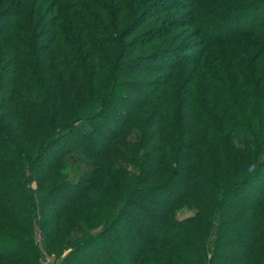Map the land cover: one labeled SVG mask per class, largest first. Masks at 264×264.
Masks as SVG:
<instances>
[{"label":"trees","instance_id":"trees-1","mask_svg":"<svg viewBox=\"0 0 264 264\" xmlns=\"http://www.w3.org/2000/svg\"><path fill=\"white\" fill-rule=\"evenodd\" d=\"M173 3L0 0V264H264V0Z\"/></svg>","mask_w":264,"mask_h":264},{"label":"rangeland","instance_id":"rangeland-1","mask_svg":"<svg viewBox=\"0 0 264 264\" xmlns=\"http://www.w3.org/2000/svg\"><path fill=\"white\" fill-rule=\"evenodd\" d=\"M175 1H179V3L182 4V6H186L184 7V9H181V10H170V11H167L165 12L164 15H156L154 18H156V21L159 22V20L161 21V23L163 22L162 20L167 18V16H170L172 18H175L176 20H181V19H184L182 22H181V27L178 28V31L176 32V30L172 32L173 35H175L173 37L174 40V43H169L168 45L171 46L173 44H176V46H185L187 45V48H185V50H187L189 52V55H196L197 54V49L199 47V39L201 37H199V35L197 34V28L193 27L190 22H192V20H189V14L188 12L190 11V7L188 6V4L190 3L191 0H167V2L171 3V4H174L173 2ZM250 9V10H248ZM247 11H248V14H247V17L244 18L243 21L245 20H251L252 16L255 17V19H261V14L260 12H258V6L257 4L254 3V5L250 6L247 8ZM259 11H263L264 12V6L262 5V8L259 9ZM256 14V16H255ZM187 20V21H186ZM216 22V21H214ZM160 24V23H159ZM228 34L230 33V31L227 32ZM133 38V37H132ZM144 51L143 50H140L139 51H136L134 53L135 56H138L140 53H143ZM141 56V55H140ZM140 67V66H139ZM142 69V68H141ZM140 80H144L145 77H141L139 76ZM130 78V76L128 77ZM120 90V93L119 94H128V93H131L132 96H134V93L131 92V89L129 88V86L125 87V88H121L119 89ZM133 98V97H132ZM120 103V102H119ZM116 110V109H114ZM115 113V116L116 115H120L119 112L116 110L114 111ZM236 145L239 147V148H243L244 146V141L242 139H237L236 140ZM77 161L75 164L72 165V163L69 165V172L71 171L72 172H75V173H78L80 171H84V170H88L90 167H91V163L87 161L86 157L83 156L82 154L78 155L77 156ZM123 167H128L129 169H131V171L133 170V167H131L129 164L125 165V164H121ZM127 168V169H128ZM194 210L191 206H184L182 207L180 210H178L176 212V216L178 217V219H186L187 217L193 215L194 213ZM215 234V233H214ZM212 237H213V234L211 236V239H209V247H211L210 245L213 244L212 243ZM45 238V234L43 231H41L40 229H36V239H37V243H39L41 245V248L43 250V258L40 262V264H62L64 262V259L66 257V255L68 254V252H65L63 255L59 256L58 255L56 256L55 254L53 255H46L45 252H44V248H43V239ZM15 244V245H14ZM14 244H10L6 241H0V251H3L5 249L8 248H11V249H14V247L17 246L16 243Z\"/></svg>","mask_w":264,"mask_h":264}]
</instances>
